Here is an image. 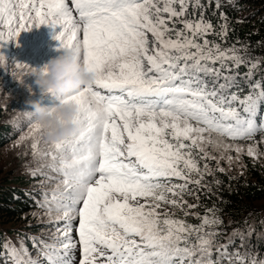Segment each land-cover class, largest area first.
Segmentation results:
<instances>
[{
    "label": "snow or ice",
    "instance_id": "obj_1",
    "mask_svg": "<svg viewBox=\"0 0 264 264\" xmlns=\"http://www.w3.org/2000/svg\"><path fill=\"white\" fill-rule=\"evenodd\" d=\"M188 2L71 0L70 6L69 0H0V47L16 41L21 32L47 26L58 30L54 38L60 48L75 51L94 77L91 86L67 96L53 93L59 104L78 107L74 123L82 131L44 153L59 160L53 171L63 177L59 183L64 188L51 196L42 193L37 204L49 215L60 213L65 221L57 227L62 236L56 243L28 237L47 264H71L68 254L76 242L69 233L77 218L81 264H97L98 257L104 258L102 264H223L225 259L231 264L232 255L238 264H264L258 253L230 254L235 240L220 243L215 238L221 232L200 235L205 227L223 223L215 215L204 216L195 228L166 213L161 219L157 212L160 202L183 208L187 185H200L204 173L211 174L207 164L201 170L193 155L195 149L203 153L201 159L209 158L202 145L211 138L204 133L264 138V82L250 84L243 97L238 94L239 73L223 61L231 60L235 68L247 61L235 49L210 47L207 39L197 43L195 36L207 34L212 25L177 21ZM195 3L199 6V0ZM175 22L183 23V29L169 26ZM217 61L219 68L214 66ZM0 67L8 69L3 55ZM257 67L251 63L245 75L250 79ZM25 113L33 132H41L32 113ZM248 155H256L252 147ZM172 178L184 183L173 184ZM193 232L198 234L195 243L189 241ZM237 235L243 245L244 235L233 233ZM3 247L5 264H41L23 241L19 248L10 241Z\"/></svg>",
    "mask_w": 264,
    "mask_h": 264
},
{
    "label": "rangeland",
    "instance_id": "obj_2",
    "mask_svg": "<svg viewBox=\"0 0 264 264\" xmlns=\"http://www.w3.org/2000/svg\"><path fill=\"white\" fill-rule=\"evenodd\" d=\"M212 1L214 4L211 3ZM69 3L71 6V0H69ZM216 3L217 0H199V6H197L195 0H189L187 3V12L184 16L175 18L177 21L187 20L196 23L203 20L205 23H210L212 28L207 34L195 36V41L200 44H203L204 39H207L210 42V47L218 45L217 42L219 41L221 32L225 30L224 26H226V29L228 26V21H226L227 14L222 8H219ZM175 7L179 9V5H175ZM239 13L242 14L243 11ZM222 20L225 22L219 26L218 22ZM169 26L175 27L176 29H183V23L181 22H175ZM13 27H15V25H13ZM57 32L58 30L42 26L32 29L31 31L21 32L20 36L16 38V41H11L3 47H0V55L5 57L8 65V69L0 67V90H2L0 91V125H8L12 127V131L14 132V138L0 147V179L14 176H24L27 179H31L32 183L30 184V188H32L33 191H39L41 193V201L42 193H48L49 196H51L53 193L59 194L63 192L64 186L59 183L63 177L58 171H53V168H59V160L53 161L50 155H44V153L50 154L54 152L52 144L47 140L45 131L42 130L41 132L34 133L33 129L29 127L30 121L25 111H34L28 103L29 101L40 102L43 106L49 108L59 104L57 96L53 94H43L40 91L39 87L35 84V77L31 75L33 71L32 68L39 69L51 59L58 58L63 54L59 41L54 38ZM169 35L175 38L174 33H170ZM184 35L191 37L192 33L185 31ZM151 39V34H149V40L151 41ZM222 46L224 45L221 44L220 46L219 44L220 49L226 51L224 49L225 47ZM235 50L237 55L247 61V63L241 65L250 67L251 63H261V66H264V54L257 58L255 55H248L245 49ZM192 51H195V49ZM229 55H231L230 52ZM223 62L229 67H232L233 71L239 73L237 68L233 66L231 60ZM17 63H20L21 66L17 67ZM220 63L221 61H217L214 66L219 68ZM256 70L257 69L253 70V73H255ZM258 74L261 73L257 72V75ZM241 78L243 79L244 76H241ZM252 79L255 80L256 78L252 76L249 82ZM258 81L263 82V79L260 78ZM100 91L102 94H107L103 89H100ZM232 91H234V88ZM5 94H7L9 98H6ZM240 96L243 97V95ZM32 120H35L34 115H32ZM204 135L205 137L211 138V143L205 142L202 145L209 158L201 159L200 157L203 153H199L198 150L195 149L193 150V155L199 162L202 171L204 165L207 164L210 172L213 168L219 167L223 170L233 171L235 174L237 172L243 174V168L246 166V162L251 160L257 162L261 168H264V138H261V136L257 135L254 140H247L241 138L232 139L219 136L216 133H204ZM37 141V147L34 149L32 145ZM185 143H187V141ZM249 147L253 148L256 153L255 156L248 155ZM238 148L240 151H237ZM33 171L36 173L35 176L32 175ZM206 175L207 173H204L200 185L189 183L185 192H189L191 185L200 188L201 185L204 184L203 180ZM47 177H54V179H47ZM196 178L199 177L193 174V179ZM171 182L173 184L184 183V181L176 178H172ZM169 197L171 198L170 194ZM177 199H179V197H177ZM183 200L187 201V204H185L183 208L178 207L177 209H171L170 204L160 202L161 207L157 209V212L161 214V219L164 218L163 214L166 213L169 218L176 221H183L186 226L199 228L204 216H212L211 214H205L199 217L198 211H193L192 208L188 207V205H195L197 202V198L194 194L183 197ZM139 203H144V201L141 199ZM178 214L181 215L179 216ZM199 218H201V221ZM28 219L30 220L29 223H25L24 219V223H17L15 228L27 230L25 227L31 224L38 225L41 228L46 227L35 234L39 239L47 243H56L57 237L62 236V234L57 231V227L63 226L65 223L60 213L53 212L49 215L43 208L39 207V209L34 210L26 217V220ZM243 221L244 227L234 225L231 232L228 231L225 235L217 236L215 239L220 243H226L229 238L235 240V244L229 248L230 254L239 252L241 256L246 257L247 253L252 252L258 253L259 256H264V252H262V250L260 251L258 247V242L264 244V199L256 202L245 211ZM72 224L73 228L69 235L72 237L73 241L76 242V246L70 250L68 255L71 264H81L82 251L81 245L78 243L79 237L77 232L78 218L74 219ZM13 225H15V223L9 224V226ZM161 227H163V225H161ZM209 231L224 233L223 229H220L218 225H213L205 227L199 234L202 235L204 232ZM234 232H239L244 235L245 239L243 245H241L238 235L233 236ZM28 233L30 237H33V233ZM11 235L9 239L11 244L19 248L21 246V241H23L31 257L34 259L39 258L37 249L30 251V246H28L20 233H12ZM197 235L196 232H193L189 237V241L195 243ZM136 239L139 242V238ZM237 242H239V244H237ZM181 244L183 245V242H181ZM101 250L108 252L106 249ZM108 254H110V252ZM213 255L214 257L216 255L215 248H213ZM39 259L41 264H47L43 258ZM103 259V257H98L97 264H102ZM9 264H11V261H9ZM223 264L225 263L223 262ZM231 264H238L235 255L231 256Z\"/></svg>",
    "mask_w": 264,
    "mask_h": 264
},
{
    "label": "trees",
    "instance_id": "obj_3",
    "mask_svg": "<svg viewBox=\"0 0 264 264\" xmlns=\"http://www.w3.org/2000/svg\"><path fill=\"white\" fill-rule=\"evenodd\" d=\"M232 1H219V8H222L227 14L228 26L226 29L227 34L224 35V32H221L217 43L220 46L221 44L224 45L222 47H225V50L245 49L248 55L252 54L259 58L264 54V0ZM211 3L214 4L213 1ZM240 11H243V13L240 14ZM223 22L225 21H219V26ZM237 71L239 72L237 79H239L240 89H242V91H239V95H247L250 91L249 85L260 78L264 82V66H261V63H258V68L252 75L256 79H252L250 82V79L245 75L249 71V66L241 65L237 68ZM257 72L261 74L257 75ZM241 76H244V78L242 79ZM234 91H237V89L234 88ZM13 138L12 127L0 125V147ZM245 165L243 174H239V172L235 174L230 170L221 172L219 167H215L210 175H206L203 180L204 184L200 188L194 185L189 188V191L197 198L196 207L192 210L198 211L199 217L211 214L221 219L223 223L218 227L223 229L224 233L222 235H225L228 231L231 232L234 225L244 227L243 217L245 211L256 202L264 199V168H261L253 160L246 162ZM31 183L32 180L24 176L0 179V253L4 252L3 246L9 242L12 233H20L30 246V251L36 250L28 239L30 237L28 232L33 233V237H37L35 233L46 228H41L35 224L26 226L27 230L15 228L17 223H29L30 220H26V217L34 210L39 209L37 201H41V193L33 191L30 188ZM187 196L189 194L185 192L183 197ZM170 206L171 209L178 208ZM199 219L201 221V218ZM10 223H15V225L9 226ZM258 247L260 251L264 252V244L258 242ZM223 262L229 264L226 259ZM0 264H5L4 256H0Z\"/></svg>",
    "mask_w": 264,
    "mask_h": 264
},
{
    "label": "clouds",
    "instance_id": "obj_4",
    "mask_svg": "<svg viewBox=\"0 0 264 264\" xmlns=\"http://www.w3.org/2000/svg\"><path fill=\"white\" fill-rule=\"evenodd\" d=\"M32 69L31 75L35 77V84L43 94L67 96L94 83V77L87 72L73 50H64L61 56L51 59L43 67ZM5 96L9 98L7 94ZM28 103L34 109L31 113L35 121L45 131L52 145L66 141L82 131L80 125L74 123L79 117L77 106L59 104L49 108L37 101Z\"/></svg>",
    "mask_w": 264,
    "mask_h": 264
}]
</instances>
